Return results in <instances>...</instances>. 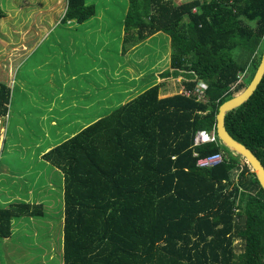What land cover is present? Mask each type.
Wrapping results in <instances>:
<instances>
[{
    "label": "trees",
    "instance_id": "1",
    "mask_svg": "<svg viewBox=\"0 0 264 264\" xmlns=\"http://www.w3.org/2000/svg\"><path fill=\"white\" fill-rule=\"evenodd\" d=\"M96 14L88 0H67L61 21L82 24ZM125 28L135 45L168 36L171 68L161 78L181 73L184 92L162 96L164 81L157 83L43 154L63 175L62 263L264 264V190L256 175L219 140L194 145L199 131H216L219 106L257 72L264 0H127ZM200 81L204 96L187 95ZM9 96L0 84V118L8 119ZM225 127L264 166V78L226 114ZM217 153L221 165L198 168ZM44 210L23 201L0 208V239L11 236L13 219Z\"/></svg>",
    "mask_w": 264,
    "mask_h": 264
},
{
    "label": "rangeland",
    "instance_id": "2",
    "mask_svg": "<svg viewBox=\"0 0 264 264\" xmlns=\"http://www.w3.org/2000/svg\"><path fill=\"white\" fill-rule=\"evenodd\" d=\"M88 2L96 5L97 14L80 27L79 34L63 32L67 28L59 22V32L57 29L49 40L44 41L62 20L67 0H0V12L4 13L0 18V84L10 91L7 115L10 121L6 122L5 116L0 118V159L4 144L11 148L10 152L16 148L20 151L22 147L34 148L37 144L45 147L60 144L81 126L123 105L122 98L129 96V101L157 83L164 81L162 96L184 92L187 78L181 73L166 80L161 78V74L171 68L168 36L157 34L148 38L149 41L135 45L136 37L131 38L125 28L127 0ZM60 45L64 48L62 55ZM32 46H35L34 50ZM60 56L62 59L66 56L68 63L59 72ZM50 74L56 76L52 82H49ZM64 93L67 100L76 99L62 105L66 101ZM48 98H54L53 104L63 99L61 105L56 103V106L60 110L68 109L62 114L64 117L53 109L59 120V131L51 129L49 116L43 115L46 108L36 105L37 101L48 102ZM85 101L94 105L101 102L105 106L93 113L88 112L90 105L82 115L80 105ZM5 123H8L7 133ZM33 164L15 161L18 182L14 185L9 178L0 176V189L7 185L12 191L18 186L26 190L25 179H30L33 190L39 191L40 195H49L48 185L55 186L50 194L52 200L44 203L43 217L24 218L25 235L18 252L9 255L13 251L0 242V264H63V175L51 166L49 168L47 163L48 168L44 171L41 165ZM49 205L54 207L48 209ZM236 245V252L241 253L242 243L237 241Z\"/></svg>",
    "mask_w": 264,
    "mask_h": 264
},
{
    "label": "crops",
    "instance_id": "3",
    "mask_svg": "<svg viewBox=\"0 0 264 264\" xmlns=\"http://www.w3.org/2000/svg\"><path fill=\"white\" fill-rule=\"evenodd\" d=\"M178 1L186 2L187 0H178ZM58 23H59V25L63 24V25L66 26L67 29H63L62 30L63 32L69 33V32L72 31L73 34L74 33L79 34L78 30H80V27L82 25H84V23L79 24L77 21H58L56 23V25H55L56 28L51 31L52 33L50 32V34L47 36L48 38L45 39L44 41H47V40H49L52 37L53 32H55L58 29V26H57ZM44 24H46V23H44ZM72 26H74V27H72ZM77 28H79V29H77ZM58 32H59V29H58ZM57 37H60V36H57ZM149 40L150 39H147L144 42L149 41ZM56 42H60V41L57 40ZM64 44H66V43L64 42ZM32 47H33V50H34L35 46H32ZM62 47H63V45H60V49ZM63 50H64V48H62L60 50V55H62ZM66 62L68 63V60H67L66 56L63 59L60 56V59L58 61L59 72L61 71L62 66H64L66 64ZM55 77L56 76L54 74H50L48 78L51 81H49V82H52V79H54ZM57 78H59V76ZM157 81H158V79H157ZM61 83H62V81H61ZM130 93H133V91L130 92ZM64 95L66 97L65 93H64ZM71 99H76V98H70V100H67V97H66V99H65L66 101H64V103H62V101H61L63 99L60 98L58 100L59 103L58 102H56V103L58 105H61V103H62V105L63 104L64 105H68L69 103H71ZM127 99H129V96H126L125 98H122V104H125ZM53 100H54V98L49 99V101L46 102V103H42L41 101H37L36 105L43 106V107L46 108V110L43 111V115L44 116H46V115L49 116V119L51 121V127H52L51 129L59 131V125H58L59 120H58V118L55 117L53 109L54 108L57 109L60 116H63L62 114L67 113L68 109L60 110V108H58L56 106V103L55 104L52 103ZM117 104H119V103H117ZM90 105H92V106L90 107ZM93 105H94V103L91 104V101L88 104L85 101L83 105H80L81 106V110H82V112H81L82 115L84 113L86 114V111L89 109V107H90V109H89L88 112H90V110H92ZM85 106H88V107H85ZM37 120H38V118L35 119V121H37ZM9 121H10V116H9L7 122L9 123ZM53 122H56V124L53 125ZM8 123H5L6 124V133H7V125H8ZM1 127H3V126H1ZM16 128H18L17 125H16ZM67 133H68V130H67ZM62 136H60V137H62ZM67 137H69V136L67 135ZM51 146H53V145H50L49 147H47V146L45 147V146H42L40 144H37L34 148H32V147H22L21 151L16 148L12 152H10L9 151L11 149L10 147H6L5 144L2 145V152L3 153L1 152V159H0V161H1L0 162V172L1 171L2 172H1L0 176L4 177L6 179L9 178V180H11L12 183L15 185V183L18 182L17 180H19V178H17L19 176L15 173V167H16L14 165L15 161H18V162L22 163L23 165H28V164H32V163L39 164V165H41L43 171L47 170L48 165H46L45 161L43 160V154H45V152H47L48 149ZM49 168H50V166H49ZM24 176L26 178V174ZM20 178H23V176H20ZM25 184L28 185L26 190H23V189H21V186H18L16 191H12V190L8 189L7 185L3 186L0 189V208H5V207L9 206L13 202H22V201L23 202H28V203H37V204H41V205L44 206V203L50 202L52 200V196L50 194H52V192L54 191L55 186L48 185V189L50 190V192H48L47 190L46 191L48 193H50L49 195H46V194L40 195L39 191L36 193V190H33V185H31L32 182L30 181V179H25ZM51 205H49L47 207L50 209V208H52ZM41 217H43V216H41ZM24 218L25 217L13 219L11 236L9 238H6V239H0V242H2L1 243L2 246H5L6 249H9L10 251H13V252L9 253V255H11V256H13V254L15 252H18L23 246V236L25 234L23 233L24 228H22V225L25 224ZM19 227H20V229H19Z\"/></svg>",
    "mask_w": 264,
    "mask_h": 264
},
{
    "label": "water",
    "instance_id": "4",
    "mask_svg": "<svg viewBox=\"0 0 264 264\" xmlns=\"http://www.w3.org/2000/svg\"><path fill=\"white\" fill-rule=\"evenodd\" d=\"M264 78V51L262 53L261 62L257 72L250 82V84L240 93L236 94L232 99L225 101L219 106L216 114V135L219 142L232 151L234 154L240 156L245 161L242 164L248 165L252 173H254L260 183L261 188L264 190V166L257 156L247 146L237 141L225 127L226 114L237 109L246 103L258 89L260 83Z\"/></svg>",
    "mask_w": 264,
    "mask_h": 264
},
{
    "label": "built area",
    "instance_id": "5",
    "mask_svg": "<svg viewBox=\"0 0 264 264\" xmlns=\"http://www.w3.org/2000/svg\"><path fill=\"white\" fill-rule=\"evenodd\" d=\"M234 1V0H231ZM205 84V83H204ZM204 84H199L197 85V88L194 92L192 91H188L186 92L187 95H194V93L196 95H198V98H202L204 96V89L203 87L205 86ZM201 86V87H200ZM218 142L217 139V135H216V131L212 133H209L205 130L199 131L195 137V146H199L202 144H206V143H216ZM223 162V158H222V154L221 153H217L211 156H208V158L205 159H201L197 166L200 169H211V168H215L219 165H221Z\"/></svg>",
    "mask_w": 264,
    "mask_h": 264
}]
</instances>
